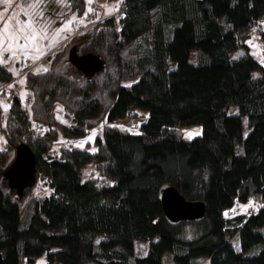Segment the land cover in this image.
I'll return each instance as SVG.
<instances>
[{"label": "trees", "instance_id": "1", "mask_svg": "<svg viewBox=\"0 0 264 264\" xmlns=\"http://www.w3.org/2000/svg\"><path fill=\"white\" fill-rule=\"evenodd\" d=\"M67 1L69 14L86 15L87 0ZM118 1L121 14L71 37L80 42L69 57L99 56L103 69L72 67L65 45L47 69L25 72L29 108L11 97L0 123V264H264V66L247 44L253 32L264 41V0ZM14 78L0 65V86ZM139 109L149 113L140 132L112 124ZM101 123L95 151L53 150L60 131L80 138ZM196 124L203 133L185 138L182 127ZM22 143L36 156V183L51 190L25 211L36 183L20 196L5 177ZM169 185L203 201L205 216L170 221ZM251 198L256 211L227 216Z\"/></svg>", "mask_w": 264, "mask_h": 264}, {"label": "rangeland", "instance_id": "2", "mask_svg": "<svg viewBox=\"0 0 264 264\" xmlns=\"http://www.w3.org/2000/svg\"><path fill=\"white\" fill-rule=\"evenodd\" d=\"M105 1L103 4H96L97 8L90 9L91 0H87L86 15L79 18L69 14L70 4L67 0H0V65H4L15 77L11 83L7 84L6 98L0 102V123H5L7 120L6 112L9 110L11 97L14 93L21 98L25 108L30 107L31 91L26 87L25 72L29 69L35 71L47 69L50 65L48 61L50 53L61 50L66 45V60L72 67H76L69 60V51L80 41L79 37L73 40L71 37L93 27L94 24L106 17L121 14L118 0ZM247 44L250 53L264 66V41L262 38L253 32ZM78 54L82 53L78 50ZM232 55H238V52H234ZM192 59H194V55ZM75 69L77 70V68ZM237 111L238 107L232 106L231 112L236 113ZM56 114L63 123L71 124V119L64 114L62 104H58ZM148 116L147 111L139 109L133 111L128 118L112 124L138 133L141 124L147 120ZM243 120L244 132L247 134L249 129L246 118L244 117ZM102 132L103 123L90 129L80 138L65 137L60 131V137L54 143L53 150L57 153L62 146H69L95 151L97 149L96 138L98 135H102ZM182 133L185 138L192 139L203 133V127L199 124L184 126ZM5 148L6 139L0 130V150ZM11 154L13 157L14 150H11ZM94 168L95 164L88 166L85 169V176L90 177ZM99 175L101 174L99 173ZM50 192L46 182L38 179L33 190H29L22 199V211H25L35 199L48 195ZM259 207V201L251 198L247 203H236L226 214L227 216L250 214ZM233 242L237 246L238 238H234ZM145 248L146 244L138 243L136 249L138 253H144ZM37 264H45V259L40 260Z\"/></svg>", "mask_w": 264, "mask_h": 264}, {"label": "water", "instance_id": "3", "mask_svg": "<svg viewBox=\"0 0 264 264\" xmlns=\"http://www.w3.org/2000/svg\"><path fill=\"white\" fill-rule=\"evenodd\" d=\"M70 61L85 75H93L104 68V62L99 56L93 54L79 55L74 48L69 57ZM9 185L16 188L22 196L27 187L36 183V156L32 149L25 143L16 148V157L5 172ZM162 207L166 217L172 222L195 221L206 214V204L203 201H190L178 189L166 186L161 195Z\"/></svg>", "mask_w": 264, "mask_h": 264}, {"label": "crops", "instance_id": "4", "mask_svg": "<svg viewBox=\"0 0 264 264\" xmlns=\"http://www.w3.org/2000/svg\"><path fill=\"white\" fill-rule=\"evenodd\" d=\"M104 2H106V1L105 0L104 1L103 0H96V2H95V0H91V2L89 3V5H90L89 7H90V9H95V8H97L96 4H98V3L103 4Z\"/></svg>", "mask_w": 264, "mask_h": 264}, {"label": "built area", "instance_id": "5", "mask_svg": "<svg viewBox=\"0 0 264 264\" xmlns=\"http://www.w3.org/2000/svg\"><path fill=\"white\" fill-rule=\"evenodd\" d=\"M7 88V85H2L0 87V102H2L6 97H5V89Z\"/></svg>", "mask_w": 264, "mask_h": 264}]
</instances>
